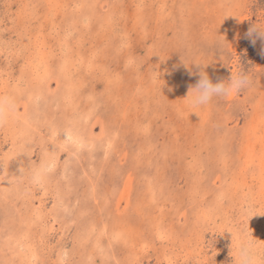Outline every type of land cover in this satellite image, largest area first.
<instances>
[{
	"label": "rangeland",
	"instance_id": "1",
	"mask_svg": "<svg viewBox=\"0 0 264 264\" xmlns=\"http://www.w3.org/2000/svg\"><path fill=\"white\" fill-rule=\"evenodd\" d=\"M264 0H0V264H264ZM251 87L193 106L190 86Z\"/></svg>",
	"mask_w": 264,
	"mask_h": 264
},
{
	"label": "clouds",
	"instance_id": "2",
	"mask_svg": "<svg viewBox=\"0 0 264 264\" xmlns=\"http://www.w3.org/2000/svg\"><path fill=\"white\" fill-rule=\"evenodd\" d=\"M246 35L253 45L258 39L264 41V19L254 22ZM261 55H264V48L261 50ZM251 85L252 79L245 71H239L231 75L229 79H220L215 83L207 73L201 71L196 84L190 86L187 96H191L193 106H204L214 97H228L251 87ZM4 114L3 102L0 101V123H3ZM240 264H256V258L251 253L243 254Z\"/></svg>",
	"mask_w": 264,
	"mask_h": 264
}]
</instances>
